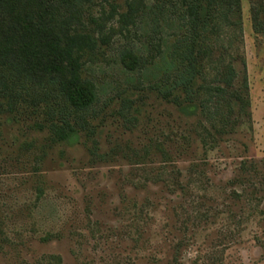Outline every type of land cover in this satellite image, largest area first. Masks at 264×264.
<instances>
[{
  "label": "rangeland",
  "instance_id": "1",
  "mask_svg": "<svg viewBox=\"0 0 264 264\" xmlns=\"http://www.w3.org/2000/svg\"><path fill=\"white\" fill-rule=\"evenodd\" d=\"M161 3L95 1L98 49L85 74L98 87L88 114L98 149L85 137L52 144L48 131L0 115V264H170L181 242L184 264H264V0H241L238 22H217L196 94L214 115L190 118L158 97L154 65L120 62L125 48L157 62L172 49L181 27ZM226 124L232 134L216 133ZM185 138L207 150L198 141L164 169L144 157L149 139ZM178 181L182 198L171 193ZM241 187L253 198L237 201Z\"/></svg>",
  "mask_w": 264,
  "mask_h": 264
},
{
  "label": "trees",
  "instance_id": "2",
  "mask_svg": "<svg viewBox=\"0 0 264 264\" xmlns=\"http://www.w3.org/2000/svg\"><path fill=\"white\" fill-rule=\"evenodd\" d=\"M95 1L0 0V115L13 121H30L34 129L48 131L52 144L85 137L84 144L91 141L94 151L98 146L96 139H90L93 133L88 114L97 102L98 87L85 74V66L96 57L98 49L95 31L90 27L98 21L93 13ZM161 7L172 10L180 23L182 33L172 49L162 53L157 62L153 61V55L145 58L136 50L125 48L120 62L128 71L154 65L158 70L155 74L158 97L176 107L185 118L197 116L199 110L213 116L211 107L196 99L205 71L207 41L219 20L228 24L239 21L241 0H162ZM256 14L263 15L259 22V17H255L256 24L264 31V5ZM231 72L235 70L232 68ZM240 95L243 100L244 93L243 97ZM224 127L223 133L215 128L216 133L235 131L232 124ZM198 141L207 150L206 139H149L143 145L144 157L151 160L149 156H157L164 169L195 155ZM224 141L210 139L209 142L216 147ZM199 162L194 159V164ZM162 180L161 184L168 186ZM173 186L177 188L171 193L181 198L188 195L189 189L182 182ZM253 193L256 191L251 193L241 187L235 199L242 202L248 195L253 198ZM181 246L182 242L174 247L176 252L170 264H184L177 253Z\"/></svg>",
  "mask_w": 264,
  "mask_h": 264
}]
</instances>
